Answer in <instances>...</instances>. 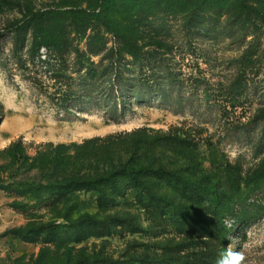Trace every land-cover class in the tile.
<instances>
[{
    "label": "rangeland",
    "instance_id": "1",
    "mask_svg": "<svg viewBox=\"0 0 264 264\" xmlns=\"http://www.w3.org/2000/svg\"><path fill=\"white\" fill-rule=\"evenodd\" d=\"M0 208V264H264V0H0Z\"/></svg>",
    "mask_w": 264,
    "mask_h": 264
},
{
    "label": "trees",
    "instance_id": "2",
    "mask_svg": "<svg viewBox=\"0 0 264 264\" xmlns=\"http://www.w3.org/2000/svg\"><path fill=\"white\" fill-rule=\"evenodd\" d=\"M34 18H35L34 19L35 28L33 30L38 35L39 39L45 43L46 47H48L50 44L46 42V33H48V29H47V23L44 22L45 14L41 12L36 13L34 15ZM67 180H65L64 183H66ZM80 180H82V178L77 179V180H72L71 182L69 181V185H71L72 188L74 189L83 188V189H87L88 191L99 194V197H98L99 207H104V206L107 207L109 204H113L112 199L107 200L101 196L102 191L100 190V188L96 186L97 185L96 182L93 183V182H86V181H80ZM65 187H66L65 185L59 186V188L57 189V192L55 193V195H57L56 197H61L63 195H66L67 193H70L69 191H67ZM24 239H26L25 236H24Z\"/></svg>",
    "mask_w": 264,
    "mask_h": 264
},
{
    "label": "clouds",
    "instance_id": "3",
    "mask_svg": "<svg viewBox=\"0 0 264 264\" xmlns=\"http://www.w3.org/2000/svg\"><path fill=\"white\" fill-rule=\"evenodd\" d=\"M246 256L242 250L233 249L229 243L218 255L216 264H245Z\"/></svg>",
    "mask_w": 264,
    "mask_h": 264
},
{
    "label": "built area",
    "instance_id": "4",
    "mask_svg": "<svg viewBox=\"0 0 264 264\" xmlns=\"http://www.w3.org/2000/svg\"><path fill=\"white\" fill-rule=\"evenodd\" d=\"M1 213H2V209L0 208V215H1Z\"/></svg>",
    "mask_w": 264,
    "mask_h": 264
}]
</instances>
